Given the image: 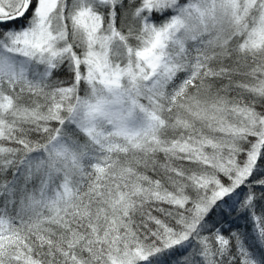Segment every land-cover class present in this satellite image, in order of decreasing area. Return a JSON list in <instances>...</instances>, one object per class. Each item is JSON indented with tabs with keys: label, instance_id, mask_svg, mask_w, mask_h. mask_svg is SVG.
<instances>
[{
	"label": "snow or ice",
	"instance_id": "6c2138e0",
	"mask_svg": "<svg viewBox=\"0 0 264 264\" xmlns=\"http://www.w3.org/2000/svg\"><path fill=\"white\" fill-rule=\"evenodd\" d=\"M0 264H264V0H0Z\"/></svg>",
	"mask_w": 264,
	"mask_h": 264
}]
</instances>
